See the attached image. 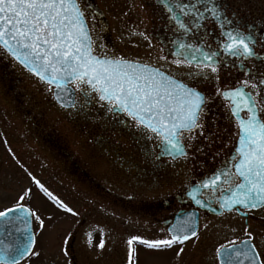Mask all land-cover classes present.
Listing matches in <instances>:
<instances>
[{"label":"flooded vegetation","instance_id":"obj_1","mask_svg":"<svg viewBox=\"0 0 264 264\" xmlns=\"http://www.w3.org/2000/svg\"><path fill=\"white\" fill-rule=\"evenodd\" d=\"M77 3L89 28L94 55L123 59L156 68L201 93L204 103L201 105L199 126L191 132L184 133L181 141L184 155L173 158L162 150L161 147L164 144L161 138L151 132L145 134L138 130L126 114L118 110L109 111L105 102L99 101L98 93L89 86L77 87L71 83L74 104L73 107L64 110L85 113L87 118L101 119L96 125H101L103 130L115 129L121 133H128L134 142L133 153L125 156L123 149L106 136L98 135L93 138L90 142L92 149L95 152L102 151V155L91 154L87 161L90 163L94 158H101L112 164L110 174L106 168L98 170V174L104 179L101 183L95 179V176L99 177L96 175L97 171L89 170L92 165H87L89 168L87 169L76 161L72 162L73 156L64 148H59L62 144L55 142L53 127L31 122L36 127L41 126L37 137L41 140V146L49 150L46 151L47 156L54 159L55 152H62L63 155L60 156L63 157V162L70 163L69 165L73 167V170H66L69 177L80 186L86 184L87 190L86 196H82L84 202L80 203V206L84 208L78 210L79 204L66 202L55 191V185L51 187L43 185L54 197L72 209V212H68L59 207L34 182L40 196H38V202L53 206L54 210L65 213L66 222H55L54 219L52 222H44L41 227L36 216L40 217L43 209L42 211L34 209L24 200L0 210L22 203L36 214L31 216L34 239L32 251L39 255H26L18 261V264H130L128 240L131 237L124 239L121 234L109 233L108 227L111 228L113 223H108L105 213L107 211L105 208L109 207L114 211L117 209L122 211L119 207H123L124 196L119 193L118 184L125 176L123 173L132 176V179H135L136 175L138 177L141 175L150 179V185H156L159 177L165 178V170L169 166L176 168L182 164L186 165L185 169L181 170L183 171L181 174L185 179L187 178L186 181L167 195L168 198L163 200L162 207H154L155 210L151 208L150 216L156 221V225L163 227L166 231V234L160 235V238L156 240L171 239L168 228L173 224L175 217L188 212H196L197 230L195 235L183 243L177 242L168 248L156 250L166 252L172 247L182 246L190 241L196 236L203 215L235 214L243 220L244 229L247 231L250 226L249 221L264 220V217L258 214L264 208L248 210L237 206L226 211L221 206L222 196L229 191L228 185L224 183L223 173L235 171L232 164L237 155L239 138L237 119H247L249 115L244 101L251 100V106L256 109L257 116L264 119V0H146L145 5L150 8L151 13L149 22L138 27L137 30L133 25L127 26L132 30L126 36L123 32L113 33L110 20L102 9L97 7L95 0H77ZM213 5L219 9L217 16L205 10ZM183 6L187 8L182 12ZM228 31L250 36L249 46L253 48L255 55L234 56L226 52L224 44L229 41L224 33ZM120 50L121 54H119ZM213 53L215 55H212L210 60L204 59V54ZM212 68L216 71L213 72ZM34 79L37 80L35 77ZM236 89H240L243 95L225 96V93L235 92ZM237 105H239V115L235 117L233 109L237 108ZM60 109L63 108L60 107ZM21 112L26 114L23 109ZM29 113L32 115L31 120L38 116L35 110H28L27 114ZM132 157L139 159L131 163ZM97 165L94 162L93 167ZM217 176L219 179H215L214 184L209 183L205 187L206 182H211ZM107 183L114 185L108 188ZM138 183L141 184V182ZM34 196L31 193V201ZM162 210L166 213H163L159 220L158 214ZM101 240L104 242L103 248L98 246ZM242 240H249L258 254V259L264 262L262 244L250 234L235 238L219 248L240 243ZM136 244H140L142 248L147 247L135 240L131 247ZM139 262L141 264V260L137 258L133 250L131 264H139Z\"/></svg>","mask_w":264,"mask_h":264},{"label":"snow or ice","instance_id":"obj_2","mask_svg":"<svg viewBox=\"0 0 264 264\" xmlns=\"http://www.w3.org/2000/svg\"><path fill=\"white\" fill-rule=\"evenodd\" d=\"M186 8L183 6L181 11ZM205 10L213 16L219 14L215 5ZM224 35L229 41L224 44L226 52L234 56L255 55L249 46L250 36L240 32L234 34L232 31ZM0 48L7 50L25 66H30V70L41 80L48 84L54 83L57 88H63L70 82L77 87L89 86L98 93L99 101L105 102L109 111L118 110L126 114L138 130L145 134L151 132L161 138L164 150L169 154L174 152L184 155L181 145L184 133L199 126L204 100L195 88L179 84L146 65L93 56L91 40L85 30L84 14L77 0H0ZM212 55L215 54H204V59L210 60ZM212 71L216 69L212 68ZM242 95L240 89L225 93V96ZM251 103V100L244 101L249 115L247 119L239 121V147L236 148L237 155L232 164L235 171L223 173L224 183L232 194L221 206L229 210L234 205L248 210L264 208V119L257 116ZM238 108L239 105L233 109L235 115H239ZM215 179H219V176L206 182L205 187L209 183L214 184ZM34 182L59 207L72 212L38 180ZM24 199V195L19 197L20 201ZM17 211L25 214V223L28 216L36 215L18 203L16 207L0 211V218H6ZM36 219L43 227L44 221L39 216ZM188 238L187 235H174L167 240L132 237L128 240L129 262L131 264V245L134 240L148 248L161 249L177 242L183 243ZM33 243L31 236L25 237L11 258L6 253L0 255V264H18V258L29 254L38 256L39 253L32 251ZM243 243L247 244L246 241ZM98 246L104 247L103 240ZM252 251L253 255L248 257L251 264H264L254 249ZM228 264H232L231 260Z\"/></svg>","mask_w":264,"mask_h":264},{"label":"rangeland","instance_id":"obj_3","mask_svg":"<svg viewBox=\"0 0 264 264\" xmlns=\"http://www.w3.org/2000/svg\"><path fill=\"white\" fill-rule=\"evenodd\" d=\"M95 2L110 20L113 33L123 32L124 36L132 30L127 26L133 25L137 30L138 27L146 25L151 17L150 8L145 5L146 0H95ZM51 91L52 87L34 79V76L0 50V210L19 202V197L24 195V201L29 206L40 211L43 209L40 218L44 222H52L54 219L55 222H66L65 213L54 210L53 206L38 202L39 194L34 180L49 187L55 185V191L66 202L79 204L78 210L84 208L80 203L84 202L82 196L86 193V184L80 186L71 180L66 170H73V167L69 165L70 163L63 162V157L60 156L63 155L62 152H55L54 159L47 156L46 151L49 150L41 146V140L37 137L41 126L36 127L31 122L53 127L55 142L62 144L59 148H64L73 156L72 162L76 161L87 169H89L87 165H92L89 170L97 171L96 175L99 177L95 176V179L101 183L104 179L98 174V170L106 168L110 174L112 164L101 158H94L97 161L93 160L91 164L87 161L91 154L102 155V151L95 152L92 149L90 144L92 139L98 135L108 137L111 142L123 149L125 156L133 153L134 142L126 132L121 133L115 129L103 130L101 125H96L101 119L87 118L85 113L60 109L54 103ZM21 107L26 114L21 112ZM28 110H35L38 116L31 120L32 115L27 114ZM138 159L132 157L131 163ZM94 162L99 165L93 167ZM185 167L186 165L183 164L176 168L169 166L165 170V178L159 177L156 185H150V179L141 175L138 177L134 173L136 177L132 179V176L123 173L125 175L122 177L123 183L118 184L119 193L124 196L123 207H119L122 211L117 209L118 213H116L111 207L105 208L106 220L108 223H113L111 228L108 227V232L121 234L124 239L140 237L145 240H156L160 235L166 234L164 228L156 225V221L151 218L150 210L151 208L155 210L154 207H162L163 200L168 198L167 195L186 181L187 178L185 179L181 171ZM144 181L145 183H142ZM113 183H107L108 188L113 187L111 186L114 185ZM31 193L35 195L33 201H31ZM163 213L166 211L162 210L157 219L160 220ZM258 214L264 217V209ZM201 218L196 236L182 246L172 247L166 252L142 248L140 244H136L132 249L141 260V264H218L217 249L247 234L261 242L264 249V220L249 221L250 226L247 231L244 229L243 220L232 213L221 216L203 215Z\"/></svg>","mask_w":264,"mask_h":264},{"label":"water","instance_id":"obj_4","mask_svg":"<svg viewBox=\"0 0 264 264\" xmlns=\"http://www.w3.org/2000/svg\"><path fill=\"white\" fill-rule=\"evenodd\" d=\"M84 25H85V30L87 32V35L89 36V32H88L85 19H84ZM3 50L13 60H15L18 64H20L23 68H25L28 72L32 73L33 75H35L36 77L40 79L39 76H37L33 71L30 70V66H25V64L21 63L14 56H12L11 53H8L7 50L5 49ZM97 58L109 59V58H104V57H97ZM132 63H135V62H132ZM148 68L156 70L162 73L164 76L174 80L173 78L167 76L166 74H164L163 72L155 68H152V67H148ZM42 81L47 83L44 80ZM70 83L65 84L63 88H57L54 83L49 84L53 86V98L55 102L64 108H70L74 104V92H73V89L70 87ZM239 121L240 120H238V122ZM164 147L165 146L163 145L161 148L166 155H171L173 158L181 156L174 152L169 154V152L164 150ZM237 147H239V139H238ZM231 194H232L231 190L226 191V193H224V195L222 196L221 203L223 204L224 200L230 197ZM237 206L242 207L240 205H234L233 207H237ZM13 207H16V206H13ZM13 207H10V208H13ZM223 208L224 210H229L228 208H225V207ZM24 216H25L24 213L17 211L14 213H10L9 216L6 218H0V255H3L4 253H6L8 257L11 258L12 255H15V249L17 245L23 243L25 240V237L31 236L33 238L32 230H31V216L27 217V223L24 222V219H23ZM197 223H198V220H197L196 212H188L179 217H175L174 222L168 228V231L171 234V237L174 235L176 236L187 235L190 238L192 236V233L196 232L197 230V225H198ZM245 241L247 242V244L243 243ZM252 249H253V246L251 245L249 240H242L240 243L221 247L217 251V259H218L219 264H228L229 260H231L232 264H251L248 257H251L253 255ZM237 253H239V255ZM21 259L22 258H18V261H20Z\"/></svg>","mask_w":264,"mask_h":264}]
</instances>
